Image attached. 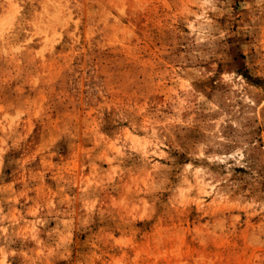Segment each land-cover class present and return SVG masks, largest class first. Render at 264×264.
<instances>
[{
    "label": "rangeland",
    "instance_id": "374dc122",
    "mask_svg": "<svg viewBox=\"0 0 264 264\" xmlns=\"http://www.w3.org/2000/svg\"><path fill=\"white\" fill-rule=\"evenodd\" d=\"M0 264H264V0H0Z\"/></svg>",
    "mask_w": 264,
    "mask_h": 264
}]
</instances>
